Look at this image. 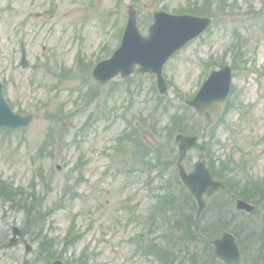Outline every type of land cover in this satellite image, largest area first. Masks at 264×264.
<instances>
[{
  "label": "rangeland",
  "instance_id": "obj_1",
  "mask_svg": "<svg viewBox=\"0 0 264 264\" xmlns=\"http://www.w3.org/2000/svg\"><path fill=\"white\" fill-rule=\"evenodd\" d=\"M186 1L0 0V80L5 82L6 96L16 111L21 108L35 115L26 128L0 130V178L29 191L36 184L32 193L44 199L43 205L33 206L28 202L34 199L27 194L0 189V264H23L27 258L24 245L9 246L11 234L5 241L3 234L8 224L27 227L28 222L36 234L30 233V238L39 233L46 244L41 247L52 253L51 262L68 253L66 257L81 259L83 264H160L139 253L132 240L143 231L149 239L161 241L162 246L174 245L181 264H193V254L202 264L212 262L210 241L202 236L188 239L194 237H188L177 226L180 218L192 222L197 214L196 203L178 190L175 169L163 165L165 174L161 177L155 161L158 152L168 162V157L176 156L173 149L178 147L166 131L174 113L188 114L195 122L192 112L182 104L210 71V61H233L234 92L230 102L218 105L207 122L197 114V129H204L200 144L203 150H193L187 166L191 168L200 153L210 149L220 173V163L229 155L240 162L234 173H228L236 182L251 187L264 178V0H235L234 6L229 4L231 0H209L203 6L214 24L167 62L164 72L172 82L169 102L159 100L153 86L155 78L150 74L133 75L129 81L118 76L100 86L92 77V61L99 56L109 57L119 45L131 5L136 7L141 29L147 33L155 11L166 7L173 11ZM22 40L31 63L26 68L19 65ZM78 54L86 61L85 70L77 69ZM66 69L70 74L61 89L51 90L58 81L54 73L59 75ZM65 110L71 114H63L65 119L59 123H52L46 116ZM139 111H143L147 122L143 126L136 123L137 131H141L140 137L145 131L153 148L148 157V147H142V161L136 162L135 155L125 154L126 150L116 152L115 146L117 136ZM190 118L187 121L191 123ZM145 158L156 166L143 161ZM131 164L136 171L128 174ZM39 169L46 174L45 181ZM151 177L154 182L149 185ZM169 181L171 185L164 189L162 182ZM67 185L74 190L63 197ZM171 190L178 192V200L161 209L152 227L148 215L154 197ZM252 192L258 199L261 191ZM223 201L228 203L229 199L220 194L212 205L211 221H206L210 231L230 225L248 251L243 263L261 264L257 248L264 226V198L250 214L237 212L234 207L224 215L226 206L216 210V204L223 205ZM25 207L31 210V219ZM223 207L225 212L221 214ZM38 209L43 214L38 215ZM131 215L135 219L131 220ZM72 233H82L83 237L66 247L64 241L72 240ZM29 241L39 247L37 241ZM29 258L32 264L49 263L38 254Z\"/></svg>",
  "mask_w": 264,
  "mask_h": 264
},
{
  "label": "water",
  "instance_id": "obj_2",
  "mask_svg": "<svg viewBox=\"0 0 264 264\" xmlns=\"http://www.w3.org/2000/svg\"><path fill=\"white\" fill-rule=\"evenodd\" d=\"M155 21L149 27V34L143 35L137 23L135 9H130V17L125 29L121 46L109 59L101 61L94 69V77L99 83H105L118 74L129 76L135 71V66L140 65L139 72H152L157 74L158 85L163 93H167V84L163 76V67L170 56L181 48L190 39L196 37L205 30L210 23V18H199L189 15H173L165 11L154 14ZM23 64H26V52L23 47ZM230 66L214 71L204 83L197 96L187 102L197 110L204 112L207 107L216 101L224 100L230 93L231 84ZM33 115L21 116L15 114L2 93L0 84V127L27 126ZM179 142L178 168L184 183L190 187L199 203V213L205 208L204 195H211L215 190L223 188L224 185L213 179L210 169L205 161L199 160L195 164V170L188 173L183 165V160L188 151L197 145V136L177 135ZM239 208L251 211L253 206L239 201ZM14 236H24L23 231L15 227ZM15 238L11 244H14ZM31 247L28 245L27 251ZM215 256L222 257L230 264L240 263V251L235 237L224 233L221 238L215 240ZM25 264H28L26 261ZM54 264H63L55 261Z\"/></svg>",
  "mask_w": 264,
  "mask_h": 264
},
{
  "label": "trees",
  "instance_id": "obj_3",
  "mask_svg": "<svg viewBox=\"0 0 264 264\" xmlns=\"http://www.w3.org/2000/svg\"><path fill=\"white\" fill-rule=\"evenodd\" d=\"M178 12H190V13H196V14H206L204 12L203 6L201 7V6L197 5V4H193V5L189 6V7H184V8L182 7L181 11H178ZM176 130L181 131V132H185V133H188V132L198 133L199 132V129L197 130V127H193L190 124H184L183 122H181V124L179 123L177 125V129ZM205 157H206V159L208 161V164L211 166V168H212V170L214 172V175L219 177L220 175L217 172V165L215 163V160L213 159L214 156H213V153L211 152L210 149L208 150V152H206V156ZM180 183L181 182H179V185L182 188H184ZM260 190L264 193L262 188H260ZM243 192H246V191H243ZM28 198L31 199V197H29V196H28ZM33 198H34L33 206L42 204L41 201L37 202V197L36 196H33ZM165 198H166L167 204H171L172 205V204H174V202H176L178 200L179 197L176 198L174 195L170 194V195H168ZM263 198H264V196L262 197V199ZM244 199L252 201V202H256V201H254L253 197L244 196ZM213 203H214V201H212V204ZM226 207L228 208L226 210L227 212L224 214L225 208L223 207L221 214L227 215V214L231 213L230 211L233 209V205H230V204L227 203ZM195 209H196V206H195ZM213 209L214 208L210 206L205 211V213L202 215V217L199 220L194 218L192 220V222H187L186 220L183 221V219L180 218L178 223H177V226H179L180 230H182L188 237H194V238H188V239H194V240H197L198 236H202V237L205 238V241H206V239L211 241L213 238H215L217 235H219L220 233H222L225 230L232 231L233 233L238 235L237 232L233 228H231L230 225H223L220 228L214 227L213 231H210V225L209 224L207 225L206 221L207 220L211 221V216H209V213H211V211ZM219 209H220V207H219V204L217 203L216 204V210H219ZM27 213H28V216L30 217L31 212L28 210ZM35 216H37V214ZM208 216H209V218H208ZM235 216L236 217H240V215H235ZM27 225L29 227H32L30 222H28ZM262 231H264V227H263ZM240 243L242 245L243 256H244V259L246 261L248 251L245 248V244H244V241L242 239H240ZM42 245H45V241L44 240L41 243V246ZM210 245H211V242H210ZM257 249H258L257 258L260 261L262 260L261 264H264V239H261V242H260L259 247ZM149 252H153V253L157 254L159 256V258L164 261L163 264H170V261L173 262V264L176 263V262H179V264H181L180 260H177V253H176V250L174 249V245L162 246V245L155 244L154 248L151 247L149 249ZM210 252H212V247H211ZM209 258H210V261L214 260L213 256H212V253L209 256ZM192 260H193V264H202L200 262V260L196 259V255H194V254H193Z\"/></svg>",
  "mask_w": 264,
  "mask_h": 264
}]
</instances>
